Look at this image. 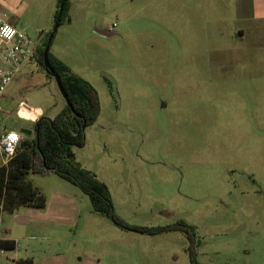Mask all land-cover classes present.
<instances>
[{"label": "rangeland", "instance_id": "374dc122", "mask_svg": "<svg viewBox=\"0 0 264 264\" xmlns=\"http://www.w3.org/2000/svg\"><path fill=\"white\" fill-rule=\"evenodd\" d=\"M236 4L68 1L50 53L100 101L97 121L82 127L83 145L71 152L108 186L127 227L96 213L79 186L31 172L47 199L37 211L62 214L60 192L77 203L70 242L26 234L48 264L58 253L66 264H264V21L240 20ZM0 10L42 47L59 8L58 0H0ZM65 106L55 80L29 60L0 97V140L17 124L35 131ZM29 209L5 211L0 235ZM139 227L165 230H132Z\"/></svg>", "mask_w": 264, "mask_h": 264}, {"label": "trees", "instance_id": "16d2710c", "mask_svg": "<svg viewBox=\"0 0 264 264\" xmlns=\"http://www.w3.org/2000/svg\"><path fill=\"white\" fill-rule=\"evenodd\" d=\"M63 1L58 0L59 9ZM67 4L68 2L63 14ZM58 14L59 10L55 15L56 22ZM47 43L48 41L42 47H36L31 59H34L43 70H45L44 51ZM49 60L57 74L61 76L63 87L75 111L84 117L87 126L93 125L100 114V101L95 88L88 81L74 74L65 63L51 53H49ZM48 75L53 78L49 73ZM83 124L84 122L75 117L67 104L56 117H43L37 121L35 131L22 139L13 158L0 167V207L4 211L14 212L23 207L45 208L47 205L45 195L31 180L27 179V176L31 172L38 171L45 174L55 173L79 186L90 197L97 213L106 215L122 228L127 227L115 216L114 203L108 186L74 160L71 147L83 145V141H80L84 134ZM178 226L185 228L184 231L188 233L191 230L188 225ZM175 229L177 228H166V230ZM132 230L153 234L165 228L139 227ZM16 247L15 241L0 239L1 251L14 250ZM16 264H35V261L32 257L20 258L16 260Z\"/></svg>", "mask_w": 264, "mask_h": 264}, {"label": "crops", "instance_id": "0c3cea01", "mask_svg": "<svg viewBox=\"0 0 264 264\" xmlns=\"http://www.w3.org/2000/svg\"><path fill=\"white\" fill-rule=\"evenodd\" d=\"M236 3H237L236 10L240 14L239 15L240 20L247 21L249 19H254L260 22L264 21V0H236ZM246 32H247L246 28H241L238 30L237 34L239 37H245ZM64 108L61 109L60 113L63 111ZM17 126H16L15 131H17ZM21 127L23 128L22 125ZM67 193L60 192V194L57 196L58 200L56 201V208L59 212H62V214H60L57 217L52 218L48 216V213H44L46 211L40 212V211H37L40 209H35V208L29 209L33 211L27 210V211H24L25 213H18V214H25V217H20L22 215H17V217H15V220L17 222L13 224L14 226L12 225V226L4 228L5 230L4 235L3 236L0 235V239H5V240L9 239V240L15 241L17 243V247L14 250L0 251V264H16V260L20 258H27V257H32L35 261V264H48L46 262V258H47V255L45 254L46 252H44L45 257L39 256L40 253L37 252V248L36 246H34L33 240H31L30 238L32 236H26V234L30 235L31 233H34V232L35 233L40 232V235H41L40 237L44 241H47L50 239H57V241L59 242L62 240H68V239H69V242L71 241V223H74V220H75V217L73 215H72L73 217L71 218V207L77 208L76 207L77 203L73 198H71V195ZM4 212L5 211L3 210L2 218H3ZM2 218H1V221L3 220ZM22 218L24 219L22 220ZM26 218H29L28 221L26 220ZM53 221L54 223L57 222L56 224L58 226L62 227V229L60 228V231L58 232L56 236L55 234L57 232H55V230L53 231L50 230V224ZM18 226L19 227L23 226L25 228H28L29 230L28 233L25 231H20V228L19 230L15 228ZM0 230H1V224H0ZM59 233L61 234V236H59ZM51 237H55V238H51ZM19 241H21L22 243L19 244ZM56 260H57V264H66L65 259L61 256L60 253L56 255Z\"/></svg>", "mask_w": 264, "mask_h": 264}, {"label": "built area", "instance_id": "2783aa9c", "mask_svg": "<svg viewBox=\"0 0 264 264\" xmlns=\"http://www.w3.org/2000/svg\"><path fill=\"white\" fill-rule=\"evenodd\" d=\"M34 52L31 39L9 23L0 10V97L4 95L15 75L32 59ZM21 141L22 134L15 130L2 136L0 151L5 158L4 164L13 158Z\"/></svg>", "mask_w": 264, "mask_h": 264}, {"label": "water", "instance_id": "95a60500", "mask_svg": "<svg viewBox=\"0 0 264 264\" xmlns=\"http://www.w3.org/2000/svg\"><path fill=\"white\" fill-rule=\"evenodd\" d=\"M68 1L69 0H64L62 2V4L60 5L58 19H57V22H56V25H55V29H54V31H53L50 39L48 40L47 46H46L45 51H44V66H45L46 72H48L54 78V80H55V82L57 84V87H58V89H59L62 97L64 98L67 106L70 108V110L72 111V113H74L76 116H79V114L75 112L74 106L70 102V99L68 97V94L66 93V91H65V89L63 87L61 76L59 74H57L56 70L51 65L50 60H49V53H50L51 42H52V39L54 37V34L57 32V29L59 27L60 19L62 17V14H63L64 8H65V5H66V3ZM96 33H98L99 35L104 36V37H110L111 36V34L108 33L105 30H96ZM85 127H86V124L83 126V129ZM17 131L20 132V133H22L23 135H31L33 133V131H29L27 129L22 128L21 125H18L17 126ZM2 212H3V209H2V207H0V224H1Z\"/></svg>", "mask_w": 264, "mask_h": 264}, {"label": "flooded vegetation", "instance_id": "af4514ba", "mask_svg": "<svg viewBox=\"0 0 264 264\" xmlns=\"http://www.w3.org/2000/svg\"><path fill=\"white\" fill-rule=\"evenodd\" d=\"M35 47V46H34ZM35 49H36V47H35ZM76 112V111H75ZM77 113V112H76ZM74 114V113H73ZM75 115V114H74ZM75 117H77L78 119H80V120H82L83 122H84V124L83 125H85L86 124V126H87V123H86V120L84 119V117L82 116V115H80L79 114V116H76L75 115ZM44 118H48V117H44ZM82 146V145H81Z\"/></svg>", "mask_w": 264, "mask_h": 264}]
</instances>
